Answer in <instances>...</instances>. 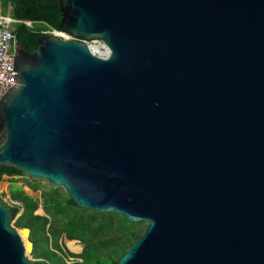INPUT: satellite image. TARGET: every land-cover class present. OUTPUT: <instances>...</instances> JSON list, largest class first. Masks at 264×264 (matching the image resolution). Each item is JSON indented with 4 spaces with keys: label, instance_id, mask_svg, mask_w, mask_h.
I'll use <instances>...</instances> for the list:
<instances>
[{
    "label": "water",
    "instance_id": "water-1",
    "mask_svg": "<svg viewBox=\"0 0 264 264\" xmlns=\"http://www.w3.org/2000/svg\"><path fill=\"white\" fill-rule=\"evenodd\" d=\"M57 1L69 38L14 52L0 168L144 225L115 264H264V0ZM11 216L0 264H38Z\"/></svg>",
    "mask_w": 264,
    "mask_h": 264
},
{
    "label": "trees",
    "instance_id": "trees-1",
    "mask_svg": "<svg viewBox=\"0 0 264 264\" xmlns=\"http://www.w3.org/2000/svg\"><path fill=\"white\" fill-rule=\"evenodd\" d=\"M0 14L15 21L12 26L16 29L12 34L27 53H32L45 31L68 35L58 27L61 13L57 0H0ZM3 176L22 175L0 168V182ZM18 181L12 180L8 187L10 201L18 203L11 206V221L15 220L19 228L32 230L35 241L31 256L44 259L40 264H115L143 230L142 224H130L118 215L80 210L60 189L42 192L40 199L46 216L35 215L38 203L25 194L22 186H16ZM24 186L37 190L32 181L25 182ZM61 235L67 240H80L84 244L83 251L73 254L65 250L57 243ZM67 258L73 261L68 262Z\"/></svg>",
    "mask_w": 264,
    "mask_h": 264
},
{
    "label": "rangeland",
    "instance_id": "rangeland-1",
    "mask_svg": "<svg viewBox=\"0 0 264 264\" xmlns=\"http://www.w3.org/2000/svg\"><path fill=\"white\" fill-rule=\"evenodd\" d=\"M31 27V25H30ZM50 31H45L43 32V34H49ZM59 37L63 38V39H68L69 36L65 35V34H59ZM88 46L90 47H97V50L94 52L96 55H100L102 56L105 53V50L103 48V46L100 43L97 42H87ZM12 180H19L18 182H16V186H22L23 187V191L25 192V194L27 196H31L32 198H34L37 203H38V209L35 211V214L39 215V216H43V212H42V205H41V201H40V193L41 192H49L50 191V187L44 183V182H32L33 184H35L37 186V190L36 191H31L29 190L26 186H24V183H30L31 180L29 178L23 177V176H12V177H7V176H3L2 180L0 182V198L9 206H13L15 205L13 202L10 201L9 198V190L8 187L12 184ZM62 192V190H60V193ZM15 220L11 221L10 225L15 228L17 231H19L21 228L15 226ZM144 225H141V228H143ZM68 243V242H67ZM65 249L73 254H79L80 253V248L78 251H71L67 245H65ZM26 256L34 261L33 256H31L30 253L26 252Z\"/></svg>",
    "mask_w": 264,
    "mask_h": 264
},
{
    "label": "built area",
    "instance_id": "built-area-1",
    "mask_svg": "<svg viewBox=\"0 0 264 264\" xmlns=\"http://www.w3.org/2000/svg\"><path fill=\"white\" fill-rule=\"evenodd\" d=\"M13 19L2 17L0 14V99L13 86L12 63L14 58L13 34L11 24Z\"/></svg>",
    "mask_w": 264,
    "mask_h": 264
},
{
    "label": "flooded vegetation",
    "instance_id": "flooded-vegetation-1",
    "mask_svg": "<svg viewBox=\"0 0 264 264\" xmlns=\"http://www.w3.org/2000/svg\"><path fill=\"white\" fill-rule=\"evenodd\" d=\"M16 28H13V26H12V24H11V31L13 32L14 30H15ZM24 49L20 44H19V42L17 41V39L15 38V35L13 34V50H14V52L15 51H18L19 49ZM33 182V181H32ZM28 188V187H27ZM29 189V188H28ZM22 190H23V187H22ZM29 190H31V189H29ZM32 191V190H31ZM42 194V192L40 193V195ZM40 195H39V197H40ZM29 197H31V196H29ZM32 198V197H31ZM34 199V198H33ZM40 199V198H39ZM40 201H41V199H40ZM15 205H18V203H14ZM42 212H43V209H42ZM35 214V213H34ZM35 215H37V214H35ZM43 216H46L45 214H44V212H43ZM29 229V240H30V238L32 239V240H30L31 241V243H32V246H34V241H35V235H34V237H32L33 236V233H32V230L30 229V228H28ZM52 240H49V242H51ZM67 242H73L74 243V246H77L78 248H80V253L83 251V248H84V244L80 241V240H67L63 235H61V236H59L58 237V239H57V243L60 245V246H62V247H64L65 248V245H67ZM33 250V249H32ZM66 250V249H65ZM69 252V251H68ZM79 253V254H80ZM67 260H68V262H72L73 261V259L72 258H67ZM34 261L36 262V263H38V264H40L42 261H44V259H42V258H37V259H35L34 258Z\"/></svg>",
    "mask_w": 264,
    "mask_h": 264
},
{
    "label": "bare ground",
    "instance_id": "bare-ground-1",
    "mask_svg": "<svg viewBox=\"0 0 264 264\" xmlns=\"http://www.w3.org/2000/svg\"><path fill=\"white\" fill-rule=\"evenodd\" d=\"M67 247L71 250V251H78L79 248L77 246H74L73 242H68L67 243Z\"/></svg>",
    "mask_w": 264,
    "mask_h": 264
}]
</instances>
